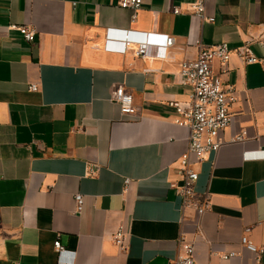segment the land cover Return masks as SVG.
Returning a JSON list of instances; mask_svg holds the SVG:
<instances>
[{
	"label": "crops",
	"instance_id": "crops-1",
	"mask_svg": "<svg viewBox=\"0 0 264 264\" xmlns=\"http://www.w3.org/2000/svg\"><path fill=\"white\" fill-rule=\"evenodd\" d=\"M195 1L142 0L132 21L115 0H0V264H167L180 255L181 236L196 264H254L240 239L250 228L248 239L264 248V161L242 154L264 148V48L255 42L264 36V0H205L213 23L192 16ZM24 25L33 42L9 29ZM107 29L173 43L163 58H137L134 45L104 50ZM246 41L261 62L233 55L223 72L212 66L236 98L223 144L200 163L190 158L210 210L182 214L169 188L180 184L188 146L168 105L188 101L180 65L199 45ZM118 86L131 94L135 116L111 102ZM119 228L124 249L112 242ZM56 241L71 261L58 258ZM229 252L237 256L222 261Z\"/></svg>",
	"mask_w": 264,
	"mask_h": 264
},
{
	"label": "built area",
	"instance_id": "built-area-1",
	"mask_svg": "<svg viewBox=\"0 0 264 264\" xmlns=\"http://www.w3.org/2000/svg\"><path fill=\"white\" fill-rule=\"evenodd\" d=\"M141 4L142 0H115L116 7L132 12V21L135 20L136 12L140 9ZM190 9L192 16L198 20L207 23L214 22L212 17L205 16V0H196L190 5ZM172 13L179 14L178 8H173ZM9 29L17 30L28 43L34 40V30L28 26H10ZM255 42L264 48V36L258 38ZM172 43L173 38L169 36L107 29L104 50L123 54L125 50L134 45L133 54L137 58L150 56L163 58L164 51L171 47ZM252 43V41H246L240 47L233 49L226 43L209 46L199 45L196 58L180 65L179 76L182 85L188 89V101L185 104L170 102L168 105L173 107L176 112L173 123L188 130V146L186 152L178 159L180 184L171 183L169 188L179 198L182 214L185 211H190L199 217L210 210L209 195L198 193L194 188L198 174L192 169L190 158L193 157L196 163H200L208 155L216 154L219 151L223 144L220 136L230 124V108L236 101L234 89L231 86L224 85L220 76L213 73L212 66L214 63L219 64L221 72H223L225 65L233 55L241 59L245 65L261 62L250 49ZM151 49L157 51L151 53ZM28 90L36 92L37 86L31 84L28 86ZM111 102L117 105L121 115H136L132 105V96L122 86H118L111 93ZM233 140L240 142L242 136H236ZM242 159L245 161H264V148L254 152H245L242 154ZM127 182L128 180H125V184ZM74 200L76 212L80 213L82 210V196L77 194ZM249 231L250 228H244L240 246L242 250L253 257L254 264H259V258L264 254V248L253 245L248 239ZM125 238L126 236L119 228L113 233L112 242L124 249ZM53 246L58 258L65 257L71 261L72 254L64 250L58 241ZM178 246L181 252L180 255L167 264H196L194 245L185 241L181 236L178 239ZM236 256V253L229 252L221 254L220 259L227 262Z\"/></svg>",
	"mask_w": 264,
	"mask_h": 264
}]
</instances>
